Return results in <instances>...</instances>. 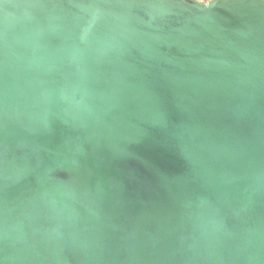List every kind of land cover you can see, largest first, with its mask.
<instances>
[{
    "label": "water",
    "instance_id": "95a60500",
    "mask_svg": "<svg viewBox=\"0 0 264 264\" xmlns=\"http://www.w3.org/2000/svg\"><path fill=\"white\" fill-rule=\"evenodd\" d=\"M0 264H264V0H0Z\"/></svg>",
    "mask_w": 264,
    "mask_h": 264
}]
</instances>
